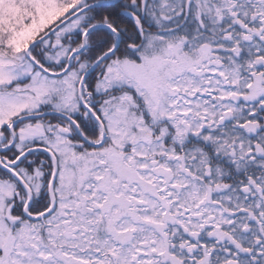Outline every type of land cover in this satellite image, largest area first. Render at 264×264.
Instances as JSON below:
<instances>
[{
  "label": "snow or ice",
  "instance_id": "obj_1",
  "mask_svg": "<svg viewBox=\"0 0 264 264\" xmlns=\"http://www.w3.org/2000/svg\"><path fill=\"white\" fill-rule=\"evenodd\" d=\"M0 264H264V0H0Z\"/></svg>",
  "mask_w": 264,
  "mask_h": 264
}]
</instances>
